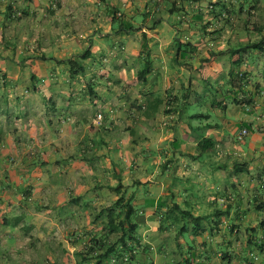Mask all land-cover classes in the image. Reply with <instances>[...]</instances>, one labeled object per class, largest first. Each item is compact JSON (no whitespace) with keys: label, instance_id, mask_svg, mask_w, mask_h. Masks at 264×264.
Returning <instances> with one entry per match:
<instances>
[{"label":"crops","instance_id":"0c3cea01","mask_svg":"<svg viewBox=\"0 0 264 264\" xmlns=\"http://www.w3.org/2000/svg\"><path fill=\"white\" fill-rule=\"evenodd\" d=\"M239 1L0 0V264H96L120 182L136 253L101 264H264V0Z\"/></svg>","mask_w":264,"mask_h":264},{"label":"trees","instance_id":"16d2710c","mask_svg":"<svg viewBox=\"0 0 264 264\" xmlns=\"http://www.w3.org/2000/svg\"><path fill=\"white\" fill-rule=\"evenodd\" d=\"M113 18L116 19L115 15ZM148 72V68H145L140 73L139 80L145 81ZM209 142L212 143L208 139L200 141L199 149L206 148L205 144ZM115 191L118 194V198L113 204L104 209L107 212L104 232L93 235L80 250L75 252L79 263L94 259L96 264H101L104 260L114 255L120 257L128 256L129 260L134 258L136 253L134 245L138 242V223L135 221L138 209L134 203L135 196L134 194H128L122 182L115 188ZM175 207L181 211L183 218H189V220L191 218L195 228L202 222V217H196L178 205H175ZM195 231H197V228Z\"/></svg>","mask_w":264,"mask_h":264},{"label":"rangeland","instance_id":"374dc122","mask_svg":"<svg viewBox=\"0 0 264 264\" xmlns=\"http://www.w3.org/2000/svg\"><path fill=\"white\" fill-rule=\"evenodd\" d=\"M240 1L239 0H237V4H241V3H239ZM245 4L247 5V4H249V0H246L245 1ZM170 5V4H169ZM168 5V6H169ZM175 15V18H177V16L179 17V19H181L182 18V15H181V12L180 13H175L174 14ZM177 15V16H176ZM171 18V22H172V19H173V17L171 16L170 17ZM201 19V17L200 16H195L194 18H192V19H188L191 23L190 24H192V25H195V23L196 22H198L199 20ZM118 21H116V22H121V20L122 19H117ZM246 138V137H245ZM237 141L239 142V143H242L240 140H238V136H237ZM243 141V140H242ZM127 192H128V194H130L131 192H130V190L128 191L127 190ZM138 213V212H137ZM188 219V220H187ZM177 222H180V221H177ZM182 223H180V228L181 227H183V224L184 223H186L187 225H191L192 224V222H191V220H189V218H183V221H181ZM194 225V224H193Z\"/></svg>","mask_w":264,"mask_h":264},{"label":"built area","instance_id":"2783aa9c","mask_svg":"<svg viewBox=\"0 0 264 264\" xmlns=\"http://www.w3.org/2000/svg\"><path fill=\"white\" fill-rule=\"evenodd\" d=\"M99 118H101V115H99ZM249 134V130L247 128H243L238 134V140L242 141L244 140V138ZM124 261H129V257L128 256H124L123 258H121ZM120 262V259L114 258L113 259V263L114 264H118Z\"/></svg>","mask_w":264,"mask_h":264}]
</instances>
